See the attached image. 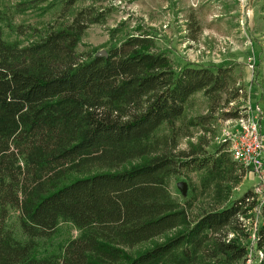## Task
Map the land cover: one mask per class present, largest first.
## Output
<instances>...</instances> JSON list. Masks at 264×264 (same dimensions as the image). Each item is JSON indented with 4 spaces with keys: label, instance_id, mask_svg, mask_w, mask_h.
I'll return each instance as SVG.
<instances>
[{
    "label": "trees",
    "instance_id": "trees-1",
    "mask_svg": "<svg viewBox=\"0 0 264 264\" xmlns=\"http://www.w3.org/2000/svg\"><path fill=\"white\" fill-rule=\"evenodd\" d=\"M47 1V10L57 9L64 22L28 43L5 37L6 14L0 12V264L243 259L246 247L238 237L224 238L229 231L246 235L240 218L247 219L257 202L247 190L229 203L246 169L232 159L228 140L212 150L207 135L187 149L179 145L191 127L216 119L224 94L226 101L244 94L233 64L177 66L141 24L112 44L107 57L84 55L78 46L85 32L113 10L87 0L20 1L16 8ZM191 18L188 37L197 41L203 29L196 14ZM199 92L210 112L186 119ZM240 111L223 114L245 116ZM193 173L199 182L182 203L171 181ZM200 196L210 205L193 217ZM14 212L27 241L15 235ZM62 222L79 234L58 253H37L35 239L52 237ZM256 244L264 254V225Z\"/></svg>",
    "mask_w": 264,
    "mask_h": 264
},
{
    "label": "rangeland",
    "instance_id": "rangeland-1",
    "mask_svg": "<svg viewBox=\"0 0 264 264\" xmlns=\"http://www.w3.org/2000/svg\"><path fill=\"white\" fill-rule=\"evenodd\" d=\"M20 1L30 0H0V12L6 14L3 29L9 40L19 39L28 43L38 39L49 25L64 22L57 9L47 10L48 1L40 2L36 7L30 4L25 11L16 8ZM91 2H95L99 9L111 8L113 11L105 23L92 24L85 32L78 46V51L84 55L107 51L112 44L124 40L127 34L136 33L135 28L141 24L154 33L159 49L168 52L177 66L185 62L219 66L233 64L237 77L235 85L242 86L244 94L229 101H226L228 94H224L216 119L207 125L202 121L191 127V134L180 139L181 149L197 143L203 135H207L211 141L207 147L209 150L227 141L236 118H227L223 112L236 109H240L242 114L253 112L251 114L256 117L258 128L264 135V0H87L85 4ZM194 14L200 18L203 29L197 41L188 37L191 16ZM20 25L22 28L19 30ZM116 28L119 30L112 36L111 31ZM209 112L207 99L203 92H199L186 109V119H198ZM261 161L260 172L246 170L242 181L233 188L229 200L230 203L247 190L257 195L250 216L240 218L246 235L240 237L229 231L228 237L224 238L227 242L230 238L238 237L237 241L246 247V255L243 259L223 264H264L263 250L253 240L259 227L264 225V154ZM180 181L187 183V194L178 187ZM198 182L197 174L179 175L173 177L170 188L173 195L185 203L195 192ZM209 205V197H197L190 214L197 217ZM17 215L14 212L10 220L15 226V235L19 240L27 241V236L16 221ZM79 232L73 224L62 222L52 237L35 239L36 252L40 255L58 253ZM158 240L162 241L163 238ZM148 245L150 243L142 247Z\"/></svg>",
    "mask_w": 264,
    "mask_h": 264
},
{
    "label": "built area",
    "instance_id": "built-area-1",
    "mask_svg": "<svg viewBox=\"0 0 264 264\" xmlns=\"http://www.w3.org/2000/svg\"><path fill=\"white\" fill-rule=\"evenodd\" d=\"M236 118V124L228 134L229 153L233 160L249 172L258 173L264 154V135L257 125L253 112ZM256 242V235L253 238ZM262 257V253H260Z\"/></svg>",
    "mask_w": 264,
    "mask_h": 264
},
{
    "label": "water",
    "instance_id": "water-1",
    "mask_svg": "<svg viewBox=\"0 0 264 264\" xmlns=\"http://www.w3.org/2000/svg\"><path fill=\"white\" fill-rule=\"evenodd\" d=\"M98 56H108V53L107 51L103 50V51H100L97 53ZM178 187L180 188V190H182V192L184 194H187L188 192V186H187V183L185 181H180L178 182Z\"/></svg>",
    "mask_w": 264,
    "mask_h": 264
},
{
    "label": "crops",
    "instance_id": "crops-1",
    "mask_svg": "<svg viewBox=\"0 0 264 264\" xmlns=\"http://www.w3.org/2000/svg\"><path fill=\"white\" fill-rule=\"evenodd\" d=\"M172 50V49H171Z\"/></svg>",
    "mask_w": 264,
    "mask_h": 264
}]
</instances>
